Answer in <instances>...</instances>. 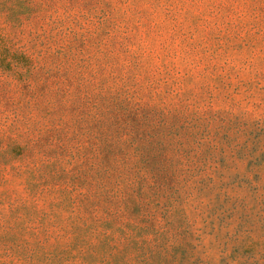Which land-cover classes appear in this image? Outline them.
<instances>
[{"label": "rangeland", "instance_id": "374dc122", "mask_svg": "<svg viewBox=\"0 0 264 264\" xmlns=\"http://www.w3.org/2000/svg\"><path fill=\"white\" fill-rule=\"evenodd\" d=\"M0 264H264V0H0Z\"/></svg>", "mask_w": 264, "mask_h": 264}]
</instances>
